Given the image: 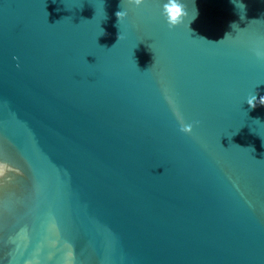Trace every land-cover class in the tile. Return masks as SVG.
<instances>
[{"label": "water", "instance_id": "95a60500", "mask_svg": "<svg viewBox=\"0 0 264 264\" xmlns=\"http://www.w3.org/2000/svg\"><path fill=\"white\" fill-rule=\"evenodd\" d=\"M166 2L0 0V264H264V0Z\"/></svg>", "mask_w": 264, "mask_h": 264}, {"label": "clouds", "instance_id": "9594fccd", "mask_svg": "<svg viewBox=\"0 0 264 264\" xmlns=\"http://www.w3.org/2000/svg\"><path fill=\"white\" fill-rule=\"evenodd\" d=\"M127 2L128 4L134 5L137 8L145 4V0H127ZM237 6L240 7L241 4H237ZM163 15L166 18L169 28L174 29L184 22L185 18L188 16V12L185 4L181 3L180 0H167V2L163 5ZM116 16L119 24L128 17V12L126 10H120L117 11ZM122 38L123 37L121 34H119L118 40ZM246 102L249 105V109H255L258 104L260 106H264V96H258L257 94L253 93L248 96ZM176 115L181 121L180 131L185 134H191L194 128L193 124L183 123V116L178 110L176 111Z\"/></svg>", "mask_w": 264, "mask_h": 264}]
</instances>
